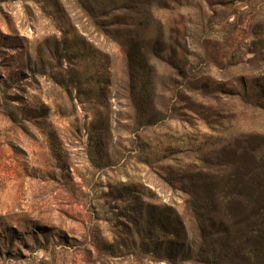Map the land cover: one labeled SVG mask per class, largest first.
Instances as JSON below:
<instances>
[{
	"label": "rangeland",
	"instance_id": "rangeland-1",
	"mask_svg": "<svg viewBox=\"0 0 264 264\" xmlns=\"http://www.w3.org/2000/svg\"><path fill=\"white\" fill-rule=\"evenodd\" d=\"M254 199L264 0H0V264H239Z\"/></svg>",
	"mask_w": 264,
	"mask_h": 264
},
{
	"label": "trees",
	"instance_id": "trees-1",
	"mask_svg": "<svg viewBox=\"0 0 264 264\" xmlns=\"http://www.w3.org/2000/svg\"><path fill=\"white\" fill-rule=\"evenodd\" d=\"M254 189L255 187H251L252 191ZM259 190H263L262 185L255 191L258 192ZM259 203V200L254 199L247 204V210L251 213L250 229L247 233V239L244 241L245 243H242L241 246V249L245 252L246 259L240 261L239 264H264V207L260 208ZM217 206L218 203L213 199L205 202L198 201L195 204L196 210H199V208L201 210L205 209L209 214L214 213Z\"/></svg>",
	"mask_w": 264,
	"mask_h": 264
}]
</instances>
